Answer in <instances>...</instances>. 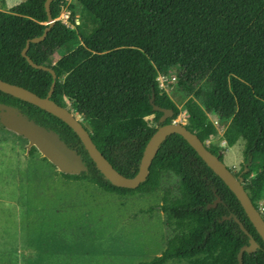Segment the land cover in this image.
Masks as SVG:
<instances>
[{
    "label": "trees",
    "instance_id": "16d2710c",
    "mask_svg": "<svg viewBox=\"0 0 264 264\" xmlns=\"http://www.w3.org/2000/svg\"><path fill=\"white\" fill-rule=\"evenodd\" d=\"M45 1L27 0L7 12L0 10V80L40 98L48 93L51 75L32 69L21 51L47 28ZM73 1L80 8L78 19L70 13L74 29L56 21L45 39L30 43L26 53L33 63L54 71L50 99L62 107L66 100L72 102L96 149L114 170L131 178L152 134L180 114L157 82L159 74L173 71L176 81L167 88L183 100L186 129L221 161L219 148L206 145L217 134L208 114L226 124L222 140L228 148L243 142L242 162L233 174L242 179L257 209L264 197V0ZM63 3L51 2L52 19ZM55 42L65 54L52 62ZM0 105L55 132L81 156L86 172L60 173L67 181L84 180L106 194L124 197L151 195L163 178L176 180L161 198L169 231L165 248L158 257L137 264H237L249 237L258 247L243 253L242 264H264V244L239 202L181 136L172 134L163 141L148 177L136 189L118 188L97 170L65 123L2 92ZM153 106L171 110L172 117L159 123L162 113ZM148 117L153 125L145 122ZM35 151L31 147L30 154ZM216 199V206L207 208Z\"/></svg>",
    "mask_w": 264,
    "mask_h": 264
},
{
    "label": "rangeland",
    "instance_id": "374dc122",
    "mask_svg": "<svg viewBox=\"0 0 264 264\" xmlns=\"http://www.w3.org/2000/svg\"><path fill=\"white\" fill-rule=\"evenodd\" d=\"M25 1L0 0V10L7 12ZM63 1L53 20L74 29L70 13L78 19L79 5ZM53 48L52 62L65 54L62 44L57 49L55 42ZM166 76L173 85V71ZM168 88L160 89L180 109L174 121L185 125L183 100ZM65 104L88 129L73 103L66 100ZM10 113L15 111L0 106V264H137L162 253L169 231L164 226L161 198L163 189L175 184L173 177L163 178L160 189L151 195L124 197L106 194L84 180L67 181L37 150L30 154L31 146L20 129L6 125ZM208 121L217 134L206 145H216L225 166L237 173L243 142L228 148L222 140L226 124L212 114ZM145 122L153 125L152 117ZM258 205L264 210V197Z\"/></svg>",
    "mask_w": 264,
    "mask_h": 264
},
{
    "label": "water",
    "instance_id": "95a60500",
    "mask_svg": "<svg viewBox=\"0 0 264 264\" xmlns=\"http://www.w3.org/2000/svg\"><path fill=\"white\" fill-rule=\"evenodd\" d=\"M52 1L54 0H46L44 3V9L47 15V28L43 31L40 37L28 40L24 49L21 51V56L26 60L32 69L45 71L51 75L52 82L47 95L43 98H40L22 87L12 85L1 80L0 92L14 97L20 101L31 104L65 123L78 137L89 158L95 164L97 170L108 182L118 188L131 190L136 189L148 177L152 160L163 141L172 134L181 136L183 140L196 152V154L206 164V166L215 175H217V177L235 196L248 220L264 244V220L244 191L242 179L240 177H235L234 174L225 166L223 161L211 154L204 144L199 140L197 135L188 131L184 124H181L177 121H172L168 124H162L160 127H158L145 145L137 173L135 176L127 178L114 170L109 162L96 149L95 145L91 141L87 129L84 127L81 121H79L76 116H74L67 108L57 105L50 99L56 81V75L54 71L51 68L33 63L26 53L30 43L37 44L42 42L45 39L47 32L54 26L56 21L52 19L50 13V4ZM153 110L162 113L158 120L159 123H164V121L172 117V111L169 109H162L157 106H153ZM14 111L15 113H10V117H8L6 125H16L27 139L29 145L41 153L48 162L58 167L60 171L65 174L78 175L82 172H86V167L81 156L74 150L70 149L59 138L58 134L47 130L46 128L36 124L31 120L26 119L16 110ZM218 202L219 199H216L213 204L207 206V208H214ZM235 222L247 235V232L242 224L236 219ZM257 247L258 246L253 238L249 237L248 245L241 247L237 254V264H242L243 253H253Z\"/></svg>",
    "mask_w": 264,
    "mask_h": 264
},
{
    "label": "built area",
    "instance_id": "2783aa9c",
    "mask_svg": "<svg viewBox=\"0 0 264 264\" xmlns=\"http://www.w3.org/2000/svg\"><path fill=\"white\" fill-rule=\"evenodd\" d=\"M76 24H78V22H76ZM66 27H68L67 25H65ZM175 78H171V81H174ZM157 82L159 84V87L160 88H167L170 81L169 79L167 78L166 74H159V77H157ZM257 211L259 212V214L261 215V217L263 218L264 220V210L258 205V208H257Z\"/></svg>",
    "mask_w": 264,
    "mask_h": 264
},
{
    "label": "flooded vegetation",
    "instance_id": "af4514ba",
    "mask_svg": "<svg viewBox=\"0 0 264 264\" xmlns=\"http://www.w3.org/2000/svg\"><path fill=\"white\" fill-rule=\"evenodd\" d=\"M66 108V107H65Z\"/></svg>",
    "mask_w": 264,
    "mask_h": 264
}]
</instances>
